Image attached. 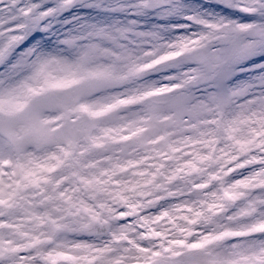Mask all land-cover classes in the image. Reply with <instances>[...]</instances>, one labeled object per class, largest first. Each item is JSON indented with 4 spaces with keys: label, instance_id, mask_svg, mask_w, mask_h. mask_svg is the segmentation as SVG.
Wrapping results in <instances>:
<instances>
[{
    "label": "snow or ice",
    "instance_id": "obj_1",
    "mask_svg": "<svg viewBox=\"0 0 264 264\" xmlns=\"http://www.w3.org/2000/svg\"><path fill=\"white\" fill-rule=\"evenodd\" d=\"M0 264H264V0H0Z\"/></svg>",
    "mask_w": 264,
    "mask_h": 264
}]
</instances>
